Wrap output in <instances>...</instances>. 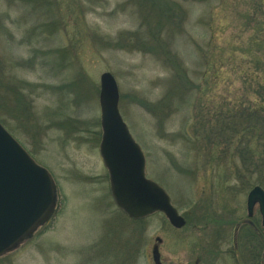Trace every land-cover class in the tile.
Listing matches in <instances>:
<instances>
[{
	"label": "rangeland",
	"instance_id": "obj_1",
	"mask_svg": "<svg viewBox=\"0 0 264 264\" xmlns=\"http://www.w3.org/2000/svg\"><path fill=\"white\" fill-rule=\"evenodd\" d=\"M253 2L0 0V123L57 190L49 221L0 264H157L156 237L160 264H194V221L222 219L228 195L264 189V132L254 116L246 148L241 131L240 109H253L261 86L249 78L264 49L252 42L262 14ZM132 33L135 49L105 43ZM106 71L145 175L187 219L182 229L161 213L132 220L111 198L98 150Z\"/></svg>",
	"mask_w": 264,
	"mask_h": 264
},
{
	"label": "water",
	"instance_id": "obj_2",
	"mask_svg": "<svg viewBox=\"0 0 264 264\" xmlns=\"http://www.w3.org/2000/svg\"><path fill=\"white\" fill-rule=\"evenodd\" d=\"M99 81V153L107 169L114 204L131 219H142L158 211L173 227H182L184 218L169 195L145 176L143 152L118 111L119 94L114 77L106 71ZM256 195L264 197L259 186L249 191L250 202ZM55 202L56 189L49 172L0 124V256L30 237L50 217ZM152 257L158 264L157 244L152 247Z\"/></svg>",
	"mask_w": 264,
	"mask_h": 264
},
{
	"label": "flooded vegetation",
	"instance_id": "obj_3",
	"mask_svg": "<svg viewBox=\"0 0 264 264\" xmlns=\"http://www.w3.org/2000/svg\"><path fill=\"white\" fill-rule=\"evenodd\" d=\"M250 189L238 199L225 198L222 219L194 221V264H264V197L256 195L250 202Z\"/></svg>",
	"mask_w": 264,
	"mask_h": 264
},
{
	"label": "trees",
	"instance_id": "obj_4",
	"mask_svg": "<svg viewBox=\"0 0 264 264\" xmlns=\"http://www.w3.org/2000/svg\"><path fill=\"white\" fill-rule=\"evenodd\" d=\"M254 5V9H257L258 12L262 11V14L259 18H257L258 22V29H257V33L256 36L254 37V39L252 40V42H254L257 46L260 45L262 47H264V4L262 0H254L253 2ZM169 11H172L173 8L168 7ZM174 11V9H173ZM250 17V15H249ZM135 33H132L130 35V40L128 38H126L123 35H119L118 38L113 39L111 41L105 40L106 44L113 45V46H119V47H126V49H135L137 44H138V40L137 37L135 36ZM113 41V42H112ZM262 57H257L254 61H253V70H254V74L253 72H251L253 74L254 77L250 76V81H254L256 84L261 85L258 86L257 89H255V94L257 95V103L253 106V109L251 111L248 110H241V115L245 116L246 119V123H244V126L241 128V131H246V138H244V145L246 146V148H250L253 146L252 144V140L256 135V131L258 129V131H262L264 132V49L262 52ZM252 62V60H250ZM181 66V65H180ZM179 67L178 72L177 70H175V74L177 73V75H179L181 78H184L186 81H190L188 80L187 74H186V68L184 67ZM246 76H248L246 74ZM191 83H193V80L190 81ZM255 100V101H256ZM255 116V117H254ZM253 117L255 118L254 120L256 121V124L258 125L257 129L256 127L252 126L253 125ZM251 118V119H250ZM234 123V122H233ZM197 128L203 131L207 130V123L204 122H199L198 124H196ZM200 127V128H199ZM232 128L235 127V125H231ZM198 129H196L195 131H198ZM208 132V130L206 131ZM211 134V133H210ZM209 134L206 133L205 136H208ZM209 140V145H211L210 143L214 144V138L212 139H208ZM243 140V139H241ZM208 144V143H207ZM208 145V146H209Z\"/></svg>",
	"mask_w": 264,
	"mask_h": 264
}]
</instances>
